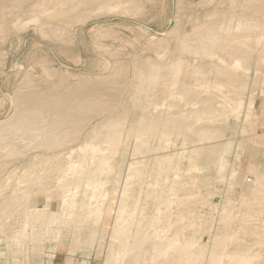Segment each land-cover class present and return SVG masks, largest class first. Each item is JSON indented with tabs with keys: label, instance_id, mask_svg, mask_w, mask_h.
I'll list each match as a JSON object with an SVG mask.
<instances>
[{
	"label": "rangeland",
	"instance_id": "obj_1",
	"mask_svg": "<svg viewBox=\"0 0 264 264\" xmlns=\"http://www.w3.org/2000/svg\"><path fill=\"white\" fill-rule=\"evenodd\" d=\"M22 1L17 5L0 0V121L9 118L15 108L40 106L44 121L39 117L42 122L35 120L38 125L44 122L61 129L65 120L74 116L80 121L73 124L79 126V139L108 115L123 125L124 134H129L127 139L121 136L118 145L108 139L94 150L90 148L97 145L98 135L105 129L88 139L86 170L95 168L101 158L112 157L116 163L114 172L101 174L109 181L95 199L101 210L96 217H88L81 209L80 199L91 190L83 184L69 217L35 216L23 226L22 208L17 207L26 201L16 197L20 187L14 181L20 175L33 174L34 190L55 174L45 170L41 175L48 172L47 177H36L37 161L31 163L35 151L51 160L56 154L66 153L75 141L65 147L60 139L49 145L44 138L39 149L11 147L1 154V163L7 165L1 169L0 181L8 174L11 177L0 185V264H116L113 257L118 243L112 240L116 206L126 185L123 178L128 173L127 164L141 166L137 176L128 181L132 194L129 202L149 203L152 210L153 196L171 186L179 188V183L187 178L184 173L188 157L195 155L192 148L218 142H226L228 148L221 158L225 165H210L193 174L203 180L207 176L211 193L220 201L233 168L235 175L229 191L232 209L222 220L207 205L215 200L211 197L206 199L201 212L199 202H188L191 207L187 202L170 205L173 210L180 207L179 212L188 209L181 212L186 221H176L180 233L182 230L177 228L182 224L188 233L192 222L199 225L212 216L208 243L217 240L214 260L208 263L204 253L186 264H239L230 258L233 254H228L239 243L245 246L244 250H255L254 256H250L256 257L257 262L250 263L264 264V224H258L254 230L246 227L247 219L252 224L259 222L261 214L256 209L255 217H248L243 210L236 209L241 202V190L256 185L252 180L244 183L242 178L264 175V145L257 140V132L264 131V0H107L100 7L99 0H95L91 9L80 16L75 12L66 16L57 12L54 16H42L39 22L28 21L23 14L34 0ZM115 3H119L118 7L109 10L108 6ZM235 58L238 64L232 63ZM223 95L241 100L238 117L228 115L222 103H218ZM70 100L71 105L83 110L78 108L79 113L65 109L71 106L66 105ZM249 101L254 105L252 118L244 123L243 112ZM133 127L136 128L128 131ZM163 129L170 132L167 138L158 136ZM215 133H220L218 142H213ZM45 158L40 159L41 163ZM121 159L124 162L120 166ZM194 162L201 160L195 158ZM175 171L178 179H173ZM20 189L24 191L26 187ZM11 194L19 203L15 208L3 203ZM172 214L164 212L161 224L170 225V220H174ZM237 215L242 218H236ZM123 226L125 229L126 225ZM219 227L224 229L218 232ZM243 233L250 235L241 238ZM174 238L179 240V235ZM225 246L223 258L218 260L214 255ZM176 249H170L163 264H174Z\"/></svg>",
	"mask_w": 264,
	"mask_h": 264
},
{
	"label": "bare ground",
	"instance_id": "obj_2",
	"mask_svg": "<svg viewBox=\"0 0 264 264\" xmlns=\"http://www.w3.org/2000/svg\"><path fill=\"white\" fill-rule=\"evenodd\" d=\"M22 1V0H21ZM26 1V0H25ZM4 2H13L14 4H19L20 0H4ZM23 2V1H22ZM96 2L95 0H34L33 2L29 3L25 11L23 9V14L27 15L28 21L39 22L38 20L42 16H54L57 12H62V16H66L71 12H75L78 16L87 9H91V5ZM107 0H99L97 7H100V4H105ZM21 3V2H20ZM9 4V3H8ZM14 4H10L14 6ZM119 3H115L114 5L108 6L109 10L115 9L118 7ZM15 7V6H14ZM19 14V13H17ZM22 14V16H23ZM78 16L76 18H78ZM14 17V16H13ZM21 17V16H20ZM19 18V17H18ZM10 19V18H9ZM17 17L15 18V21ZM62 19V18H61ZM60 18H55V20H61ZM73 19V18H71ZM66 20V19H64ZM80 20V19H79ZM23 21V20H22ZM20 22V21H18ZM26 22V21H25ZM16 23V22H15ZM239 45L234 47V51L237 52L239 49ZM238 59H233L232 63L238 64ZM43 94L42 92H40ZM39 93V94H40ZM46 94V93H45ZM49 97V96H48ZM53 97V96H52ZM57 97V96H56ZM59 97V96H58ZM41 98V97H40ZM51 98V97H50ZM64 98V97H62ZM66 98V95H65ZM64 98V102H65ZM44 99V97H43ZM52 100L54 98H51ZM47 100V99H46ZM44 100V101H46ZM63 101V99H61ZM87 100V99H86ZM60 101L61 103H63ZM47 102V101H46ZM71 105V100L69 101ZM33 103V102H32ZM49 103V102H48ZM60 103V105H61ZM67 103V101H66ZM219 104L222 103L224 108H226V112L228 115L233 117H238L241 113V100L235 98H227L226 96H221L219 99ZM19 104V103H18ZM35 104V103H34ZM33 104V105H34ZM30 105V104H29ZM49 105V104H48ZM65 105V106H66ZM78 105V104H76ZM51 106V105H50ZM252 101H249L245 106V111L243 112V122L247 123L252 118ZM36 107V106H35ZM34 106L29 109L23 108H15L12 115L9 118L2 119L0 121V156L4 152L10 150L11 147L15 149H26L27 147H32L33 149H39L42 147L41 142L44 141L46 138V142L52 144L55 143V140H59L62 145H70L75 141V145L68 147V150L63 155L54 156L51 160H46L44 154H40L39 150H36L32 157V164H34V168L36 169V177H41L43 180L44 177L47 175H41L45 170L50 171V173L55 171V174L52 179L44 181L42 184L43 186L40 189L32 188V184L35 183V179L33 174L29 173L27 175H20L14 182L17 186L26 187V190L22 191L20 188L17 191L18 198L25 199L26 201L22 204H19L16 200H13L14 196L11 194L5 197L3 203H6L8 207L15 208L16 204L18 205V209L22 208L23 218H22V225L26 226L28 223V219L32 217L44 216L48 219H52V217H69L73 215V211L76 208L77 200V192L81 184L85 187L91 188V190L86 193L84 198L80 199V206L83 212L88 216H97L100 208L96 205V198L99 193V190H102V187L108 182V178L103 179L101 177L102 173L114 172V165H116L115 161L111 158L103 159L101 158L99 163H95V168H91L89 170L85 169L87 156V143L88 139H92V137H97L100 131L104 130L105 132L98 135V139L96 144L90 148L94 150L99 148V144H102L104 141H108L111 139L114 141L116 145L120 143L121 136L127 139L129 133L125 132L123 125L119 123L117 120H111L112 116L108 115L103 118L102 121L94 124L93 129L88 131L84 137L79 139L80 131L73 125L74 123H80L74 116H70L72 112L78 111V106H67L70 114H66L70 116L65 120L63 123L64 127L58 129L56 126L41 124L42 126L38 125V122L44 121L42 118L43 112L40 109L41 107L38 106L36 109ZM58 109L59 114V108ZM55 108V110H57ZM43 109V108H42ZM62 109V108H61ZM53 110V107H52ZM83 108H79V111H82ZM62 111H64L62 109ZM78 111V112H79ZM47 116L49 113L45 111ZM69 113V112H67ZM80 113V112H79ZM61 114V113H60ZM33 117H29V116ZM53 115V114H52ZM64 115V114H63ZM73 115V113H72ZM44 116V115H43ZM50 116V114H49ZM62 117V115H60ZM39 117H41L39 120ZM52 117V116H51ZM77 117V115H76ZM5 118V117H4ZM48 118V117H47ZM54 118V117H52ZM57 118V117H55ZM66 118V117H65ZM78 118V117H77ZM64 121V118H62ZM35 120L38 122L36 123ZM48 120V119H47ZM55 120V119H54ZM48 122V121H47ZM61 122V121H60ZM39 123V124H40ZM152 123V122H151ZM158 122L156 121V124ZM57 124V123H56ZM62 124V123H61ZM44 125V127H43ZM151 126V125H150ZM136 127H133L130 130H134ZM200 128V127H199ZM198 128V129H199ZM111 129V130H109ZM189 132L191 133L192 130L190 129ZM106 133V134H105ZM102 134H104L102 136ZM170 132L167 129H163V131L158 132L159 138H162V135L169 136ZM216 135L212 136L213 142L220 141L218 139L219 134L215 133ZM96 135V136H95ZM138 138V136H136ZM104 138V140H103ZM165 138V139H166ZM200 138V137H198ZM202 139V138H200ZM257 140L264 145V131L257 132ZM100 141V142H99ZM36 144V145H35ZM58 143H56L57 145ZM34 145V146H31ZM55 145V144H54ZM58 147V146H57ZM64 147V146H63ZM191 149V148H190ZM204 149V150H203ZM217 149V150H216ZM31 150V149H30ZM101 150H104L102 148ZM195 152V155H189L188 162L189 165L185 169V175L187 178L182 183H179V188H174L171 186L168 190H162L159 194L153 196L150 200L154 201L151 202L153 204L152 210H150L149 203H134L129 202V198L132 194H130V190L128 189L129 183L131 179L137 176V172L139 170V166H135L133 164H127V175L126 178H123L126 183L124 188L121 190L120 194V201L117 204L118 214L116 216V225L114 227V239L113 242H117L118 245L114 250V261L116 264H123L127 262V264H163L165 258L168 255V252L172 247L177 248L174 252V264H186V263H193L197 260L200 256L204 253L206 254V259L208 263L212 262L213 254L217 246V240L213 241L212 243H208V239L210 235V224L212 220V216L201 220L198 224H194L192 222L191 231L187 233L186 229H184V224H182L178 230L181 229V233L176 230V221L177 220H185L184 214H181L182 211L179 212L180 207H175L176 209L173 210L170 208L172 203L175 205L179 203H188V202H199V212L203 206L207 203L206 199L211 197L215 200L213 202L208 203L209 209L216 210L217 214L220 216L222 220H226L228 216V212L232 209L230 206V187H232L231 179L234 178L235 170L232 168L230 169V174L228 178V182L226 185L225 193L221 197V200L218 201L219 197L215 194L211 193L209 189V178L205 176V180L201 179L200 176L193 174V173H200L202 169L205 167H209L210 165H218L223 167L225 164L222 162V157L225 153L228 152V148L226 147V142H218L213 143L207 146H199L196 148H192ZM24 151V150H23ZM9 152V151H8ZM45 158L41 163L40 159ZM195 158H199L201 163L194 162ZM39 160V161H38ZM3 162V161H2ZM124 159H121L118 165H122ZM92 164V162H90ZM7 164H2L0 161V172L1 169L6 167ZM177 165V164H176ZM38 168H37V167ZM88 166V165H87ZM141 167V166H140ZM120 169V168H119ZM166 169V168H165ZM118 172V170H117ZM115 172V173H117ZM258 173V172H257ZM246 175V174H245ZM10 174L6 175L1 181L0 185L8 182L10 180ZM173 179H178V175L175 171L173 174ZM264 179V175L256 174L253 176H246L242 178L244 183L253 181L256 183L254 187L247 186V188L241 190V202L236 206L237 210H243L244 213H247L249 217H255L254 212L256 209L261 214L257 219H260L259 222H253L252 220L247 219L246 227L250 230H254L257 228V225L264 224V184L261 183ZM124 184V183H123ZM254 188V189H253ZM253 190V191H251ZM24 192L28 194L25 195ZM33 192V193H32ZM24 194V195H23ZM252 194V195H251ZM244 196V197H243ZM250 198L249 201L245 198ZM132 197V196H131ZM28 198V199H27ZM35 200L33 201V199ZM37 198V199H36ZM85 198L88 200L85 202ZM89 200H91L89 202ZM189 204V203H188ZM217 205L220 206V208ZM191 207V205L189 204ZM182 209V208H181ZM203 210V209H202ZM186 212L188 209L185 210ZM165 212V214H172V218L174 219L172 222L170 220V225L166 226L161 224L162 218L161 215ZM151 214V217L149 216ZM59 215V216H58ZM236 218H242V215H237ZM253 219V220H257ZM186 221V220H185ZM222 224V223H221ZM126 225L125 229L124 226ZM191 227V226H190ZM229 227V226H228ZM219 227L216 230L221 231ZM264 231V227H261ZM224 228H222L223 230ZM227 227L225 226V231ZM231 229H229L230 231ZM217 232V233H218ZM246 235H250L245 233ZM244 233L241 234V238L246 239V235ZM179 235V240L175 239L174 236ZM233 234L229 233V236ZM237 235V234H236ZM240 237V235H239ZM238 237V238H239ZM250 238V237H248ZM115 244V243H114ZM90 245V244H89ZM111 246L109 248L111 250ZM180 247V248H179ZM227 246L222 249V252L217 253V259L219 260L223 258ZM244 245L239 243L232 246V249L228 254L230 258H235L237 263L239 264H252L251 261L256 263L257 258L252 257L254 256V249L247 248L244 250ZM107 248V249H109ZM109 250V251H110ZM243 250V253L240 251ZM113 251V250H112ZM144 251V252H143ZM241 253V257H237V255ZM248 253V255H245ZM142 254L143 256H140ZM223 254V255H222ZM146 258L149 259L146 262ZM234 260V259H232ZM221 261V260H220Z\"/></svg>",
	"mask_w": 264,
	"mask_h": 264
}]
</instances>
